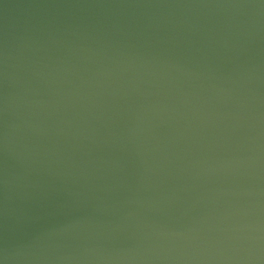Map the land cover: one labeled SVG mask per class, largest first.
<instances>
[{
    "label": "water",
    "instance_id": "95a60500",
    "mask_svg": "<svg viewBox=\"0 0 264 264\" xmlns=\"http://www.w3.org/2000/svg\"><path fill=\"white\" fill-rule=\"evenodd\" d=\"M0 264H264V0H0Z\"/></svg>",
    "mask_w": 264,
    "mask_h": 264
}]
</instances>
